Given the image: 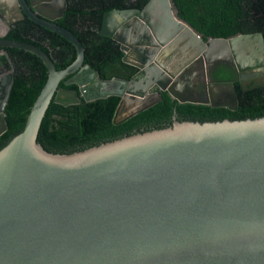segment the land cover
Returning <instances> with one entry per match:
<instances>
[{
    "label": "water",
    "instance_id": "95a60500",
    "mask_svg": "<svg viewBox=\"0 0 264 264\" xmlns=\"http://www.w3.org/2000/svg\"><path fill=\"white\" fill-rule=\"evenodd\" d=\"M44 7L0 0V49L28 52L46 69L22 128L0 147V264H264V116L173 118L69 153L48 152L36 139L50 101L118 96L113 123L157 103L153 87L179 103L232 109L233 84L211 83L209 72L217 63L251 69L264 86V68L254 69L264 63L262 34L203 38L171 0L107 10L97 32L119 45L137 73L106 80L83 63L80 40L54 22L64 3L44 0ZM24 15L68 41L73 60L57 70L41 47L4 38ZM156 52L178 57L168 66L152 60ZM200 76L210 83L196 98ZM12 80L0 75V134ZM60 81L76 88H58Z\"/></svg>",
    "mask_w": 264,
    "mask_h": 264
},
{
    "label": "trees",
    "instance_id": "16d2710c",
    "mask_svg": "<svg viewBox=\"0 0 264 264\" xmlns=\"http://www.w3.org/2000/svg\"><path fill=\"white\" fill-rule=\"evenodd\" d=\"M171 1L178 16L203 38H228L241 33L260 32L264 39V0ZM73 13L84 15L87 11L76 9ZM62 22L63 19L59 21ZM66 28L80 40L84 48L83 63L91 66L100 78L128 79L135 73L136 68L121 61L122 53L108 37L99 35L94 25L86 24L76 28L68 23ZM33 29L34 24L26 20L10 29L6 37L41 47L57 70L73 60L75 51L68 41L47 30ZM28 32H31V35L36 33L37 36H22ZM42 41L45 46L41 44ZM4 52L6 54L1 58L6 56L3 62L7 69H11L13 80L3 108L6 129L0 134V147L22 128L29 108L46 77V69L36 56L11 48L4 49ZM211 74V77L218 81H230L235 78L234 70L226 65H217ZM234 83L237 94L235 110L210 107L201 103H179L163 91L157 103L118 123L112 122L119 101L118 96L112 95L87 102L80 99L79 103L65 106L50 101L40 122L36 139L48 152L69 153L136 131L164 127L168 125L172 113L176 114L179 120L192 121L264 116V91L256 89L241 92L236 80ZM60 87L74 88L75 85H64L63 81H60L58 88Z\"/></svg>",
    "mask_w": 264,
    "mask_h": 264
},
{
    "label": "flooded vegetation",
    "instance_id": "af4514ba",
    "mask_svg": "<svg viewBox=\"0 0 264 264\" xmlns=\"http://www.w3.org/2000/svg\"><path fill=\"white\" fill-rule=\"evenodd\" d=\"M25 1L30 4V7H32V6L34 7L35 6L37 8H40V7H42L43 9L47 8V7H44V0H25ZM60 1H62L64 3V9L62 10V13H61L60 16L55 17L54 22H56L59 25L61 24V26H64V27L65 26L67 27L68 23H70V25H72L73 27H76V28L81 27V26H86V24L87 25L90 24V25H94L96 31H98V28L100 26V21H101V14L104 11L111 10V9H122V10H124V9H129V10L139 9L141 11V9L146 4L147 0H60ZM105 7H106V9H104ZM19 8H21V7L19 6ZM76 9L85 10V11H87V13H85L84 15H79L78 13H73ZM101 10H103V11H101ZM0 15L2 16L3 12H1ZM133 17L135 18V15ZM62 19H63V22L59 23V21L62 20ZM26 20L31 21L30 19H28L24 15L21 19H19L17 21H14V23H12V25H10L9 28L6 30V32L4 34V38H8V37H6L7 33L16 24H19V23L24 22ZM2 22H3V20H1V18H0V27L2 25ZM33 24H34V28L35 29L46 30V29L42 28L41 26H39V25H37L35 23H33ZM35 29H33V31H35ZM23 35L29 36L30 38H34V37L37 36L36 33L34 35H31V32H28V34H22V36ZM143 42L144 41H142V44H140V45L145 46V43H143ZM113 43H114L115 48L120 51L119 45L116 44L115 42H113ZM263 43H264V39H263ZM41 44L43 46H45V42L44 41H42ZM4 49H6V48H4ZM4 49H0V75L1 74L2 75L6 74V73H12L11 69L10 68L7 69L5 67V62H3L4 61L3 59L6 56L4 55L3 59L1 58V56H3V54H6L4 52ZM120 52L123 55V52L122 51H120ZM147 54H148V52H147ZM175 57H178L176 52L167 53L165 55L160 54L159 56H158V52H156L155 55L153 56L152 60L157 58L160 63L170 66L171 63L175 61ZM121 58H122V56H121ZM121 61H122V59H121ZM153 63L155 65H157V63L155 61H153ZM126 64H128V63H126ZM128 65H130V64H128ZM217 65L219 66V65H225V64H223V63L215 64L211 68V70L209 72V80H210L211 83L231 82L233 84L235 98H236V104H235V107L230 109V110H235L236 109V105H237V94L235 92V83H234L235 80H236L237 85H238V87H239L241 92H249V91L256 90V89H258L259 91H264V89H261V88H264V86H259L258 83L255 81L254 75H255V73L256 74H260L259 72H257V71L256 72L254 71L255 73L251 72L250 71L251 69H248V70L246 69V70H243V71H240V72H237V73L234 71L235 78L233 80H230V81H218V80H215V79H213L211 77L212 76L211 73L213 72L214 68ZM226 66H228V65H226ZM263 68H264V63L262 65L257 66V68H254V69L261 70ZM252 70H253V68H252ZM136 73H137V69H136L135 73H133V75L136 74ZM262 74L264 76V72H262ZM133 75H131V76H133ZM12 79H13V74H12ZM209 83L206 82L204 77H202V76L198 77L196 79L195 83H194V92H193L194 97L202 98V96L205 94L204 93L205 92L204 88ZM117 85H118V83L117 84L116 83H110V84H107V88H113L114 89V88L117 87ZM74 88H76V87H74ZM74 88L69 87V88H64V89L71 90V89H74ZM151 91L152 92L157 91L159 93V95H160L161 92H163L161 90L156 89L155 87H153L151 89ZM173 118H176V114H174V113H172L171 117L169 118L168 124L172 121Z\"/></svg>",
    "mask_w": 264,
    "mask_h": 264
}]
</instances>
